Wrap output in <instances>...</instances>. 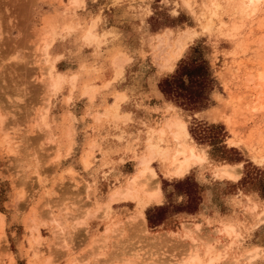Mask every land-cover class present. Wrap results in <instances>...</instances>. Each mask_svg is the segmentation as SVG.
Segmentation results:
<instances>
[{
	"label": "rangeland",
	"instance_id": "obj_1",
	"mask_svg": "<svg viewBox=\"0 0 264 264\" xmlns=\"http://www.w3.org/2000/svg\"><path fill=\"white\" fill-rule=\"evenodd\" d=\"M191 60L199 112L159 88ZM263 74L264 0H0V264H264ZM171 116L207 155L181 178ZM152 151L155 177L112 201Z\"/></svg>",
	"mask_w": 264,
	"mask_h": 264
},
{
	"label": "bare ground",
	"instance_id": "obj_2",
	"mask_svg": "<svg viewBox=\"0 0 264 264\" xmlns=\"http://www.w3.org/2000/svg\"><path fill=\"white\" fill-rule=\"evenodd\" d=\"M242 1L244 2V4L246 5L247 8L255 7L260 2V0H242ZM254 10L255 9H253V12H255ZM89 36H94V35L92 33H90ZM186 36L187 35H185L184 39H186ZM184 51H185V45L183 43V38H180L173 54L169 58L164 59V62L162 63L163 64L162 67L166 68V70L173 71L175 68L176 62L182 57ZM60 80H61L60 77H58L53 82V86L56 87ZM260 81H261L260 86L261 87H262V85L264 86V74L260 76ZM263 108H264V106H263ZM158 132H159L160 136L170 134V136L173 138V142L175 145L173 147V149L174 148L175 149H174V154L172 155L171 160H170V165H171L170 166L171 167L170 172H171V175H173L174 177H178V178L184 177L185 175H187V173H189L191 171L192 167H194L196 165L203 164L204 162H207V155H206V151L204 150L205 148L199 149L189 141L190 134H189V131L187 128V124H186V122H184L179 117L171 116V117L166 118L163 121L162 128H159ZM151 148L154 151V148H155L154 145H151ZM156 150H157V148H156ZM153 151H152L151 156H142V158L139 160V163H138L139 167H138L137 171L135 172V174L130 178L128 184H126L125 188L118 189L117 191H115L113 193V195H111V197H110L111 200H112V197L113 198H119V200L121 198H125L124 200H126L127 198H132V197H137V196L139 197V190H136V186L138 185L140 178L145 176V175L149 176V178H152V179L155 177V172L150 168V164H151L152 160L155 158L154 155H156L158 152L153 153ZM160 156H161V154H160ZM85 164H87L86 161H85ZM216 174H217V177L219 175L221 178L228 179L231 181H236L241 176L237 165H235V166L221 165L217 168ZM141 186H137V187H141ZM144 189L142 192L147 194L146 195L147 203L150 204V202H160V200L162 198V193H161V190L159 187L156 188L155 190L149 191V192L144 191ZM19 195L20 194H18V196ZM143 200H145V199H143ZM142 213H139L141 218L139 217V214H138L137 218L142 219L141 220L142 222L141 221L140 222L143 223L142 225L144 227L146 224V219L144 217V214H142ZM231 231H233V229L231 227L227 226V227H225L224 230H221L220 233L224 232L226 234H229ZM191 259L197 260V255H193L191 257ZM208 264H213V260H211Z\"/></svg>",
	"mask_w": 264,
	"mask_h": 264
},
{
	"label": "trees",
	"instance_id": "obj_3",
	"mask_svg": "<svg viewBox=\"0 0 264 264\" xmlns=\"http://www.w3.org/2000/svg\"><path fill=\"white\" fill-rule=\"evenodd\" d=\"M208 72L207 61L205 60L182 61L172 76L159 83L160 91L165 96L180 101L182 106L189 108L191 111L199 112L206 106L207 98L204 95L208 86L207 81L201 75L203 73L208 75ZM208 83H211V80ZM247 178L250 181L247 174L243 181ZM262 185L261 192L264 196V181ZM149 223H151L150 220Z\"/></svg>",
	"mask_w": 264,
	"mask_h": 264
}]
</instances>
